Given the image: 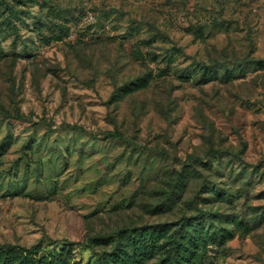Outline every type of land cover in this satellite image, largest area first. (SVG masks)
I'll use <instances>...</instances> for the list:
<instances>
[{
	"label": "rangeland",
	"instance_id": "obj_1",
	"mask_svg": "<svg viewBox=\"0 0 264 264\" xmlns=\"http://www.w3.org/2000/svg\"><path fill=\"white\" fill-rule=\"evenodd\" d=\"M190 218L193 264H264V0H0V246Z\"/></svg>",
	"mask_w": 264,
	"mask_h": 264
},
{
	"label": "trees",
	"instance_id": "obj_2",
	"mask_svg": "<svg viewBox=\"0 0 264 264\" xmlns=\"http://www.w3.org/2000/svg\"><path fill=\"white\" fill-rule=\"evenodd\" d=\"M107 135L122 138L117 133ZM197 225V220L190 218L169 235L162 228H140L120 231L116 238L96 241L100 245L115 244L114 251L108 255L114 264H193L199 247ZM66 249L64 246L59 254H51L44 253L39 245L31 248L0 246V264H75L65 255ZM153 259L157 261L152 263Z\"/></svg>",
	"mask_w": 264,
	"mask_h": 264
}]
</instances>
